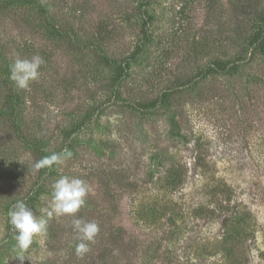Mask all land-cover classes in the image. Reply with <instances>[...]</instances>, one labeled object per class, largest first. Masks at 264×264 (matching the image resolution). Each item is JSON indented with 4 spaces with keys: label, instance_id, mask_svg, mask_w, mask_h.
<instances>
[{
    "label": "rangeland",
    "instance_id": "374dc122",
    "mask_svg": "<svg viewBox=\"0 0 264 264\" xmlns=\"http://www.w3.org/2000/svg\"><path fill=\"white\" fill-rule=\"evenodd\" d=\"M261 34L264 0H0V264H21L9 209L39 214L61 176L86 203L23 264H264Z\"/></svg>",
    "mask_w": 264,
    "mask_h": 264
},
{
    "label": "clouds",
    "instance_id": "9594fccd",
    "mask_svg": "<svg viewBox=\"0 0 264 264\" xmlns=\"http://www.w3.org/2000/svg\"><path fill=\"white\" fill-rule=\"evenodd\" d=\"M45 61L39 55L31 59L17 58L10 68V79L20 89H28L30 82L39 77V69ZM72 153L65 149L62 153H52L34 164L39 170L44 167L51 168L54 164H61ZM88 184L80 179L69 176H61L52 186L51 199L45 206L39 209V214L23 201L18 200L9 209L8 222L12 226L14 234V251L21 264L27 259L26 253L36 240H43L48 233V224L53 217L73 216L86 203L89 194ZM75 230L80 234L81 243L77 245L78 253L89 250L88 243L93 242L99 232V227L94 222H87L80 218L73 220Z\"/></svg>",
    "mask_w": 264,
    "mask_h": 264
},
{
    "label": "trees",
    "instance_id": "16d2710c",
    "mask_svg": "<svg viewBox=\"0 0 264 264\" xmlns=\"http://www.w3.org/2000/svg\"><path fill=\"white\" fill-rule=\"evenodd\" d=\"M27 1L30 2V0H27ZM257 43H258V45H260V47H261V49H262V51L264 53V34H261V36L257 40ZM222 68L225 69V67H222ZM197 162H198V164H201L203 162V157L198 155ZM176 180L177 181L179 180V176H177V175H176V177H174V181H176ZM262 188L263 187H261V189Z\"/></svg>",
    "mask_w": 264,
    "mask_h": 264
}]
</instances>
